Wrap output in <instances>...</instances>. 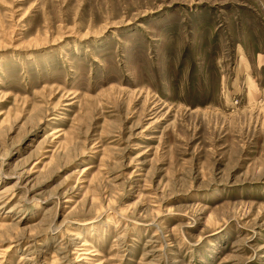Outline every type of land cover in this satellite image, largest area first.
Instances as JSON below:
<instances>
[{
  "label": "rangeland",
  "instance_id": "rangeland-1",
  "mask_svg": "<svg viewBox=\"0 0 264 264\" xmlns=\"http://www.w3.org/2000/svg\"><path fill=\"white\" fill-rule=\"evenodd\" d=\"M0 264H264V0H0Z\"/></svg>",
  "mask_w": 264,
  "mask_h": 264
},
{
  "label": "bare ground",
  "instance_id": "bare-ground-1",
  "mask_svg": "<svg viewBox=\"0 0 264 264\" xmlns=\"http://www.w3.org/2000/svg\"><path fill=\"white\" fill-rule=\"evenodd\" d=\"M11 188H13V185H9V187H8L7 189H11ZM11 190H12V189H11ZM8 191H10V190H8ZM84 240H85V239H84ZM83 244H84V245H87L88 243L84 241ZM95 254H96V253H95Z\"/></svg>",
  "mask_w": 264,
  "mask_h": 264
}]
</instances>
